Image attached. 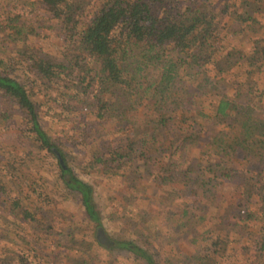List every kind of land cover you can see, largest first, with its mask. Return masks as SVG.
Instances as JSON below:
<instances>
[{
  "label": "trees",
  "instance_id": "trees-1",
  "mask_svg": "<svg viewBox=\"0 0 264 264\" xmlns=\"http://www.w3.org/2000/svg\"><path fill=\"white\" fill-rule=\"evenodd\" d=\"M5 2L0 7V122L7 126L18 114L28 127L21 135L56 159L58 179L80 198L87 225L93 226L91 248L159 264V253L140 240L153 233L139 228L153 223L147 209L144 224L119 219L118 237L113 242L103 237L105 219L93 188L60 162L67 155L63 149L73 148L43 125L42 117L51 111L64 122H78L83 148L75 149L89 158L91 171L119 176L140 196L146 193L144 180H154L171 191L174 202L187 198L183 215L172 221L183 236H200L191 241L201 243L203 253L190 255L189 264H220L236 249L233 243L242 244L236 258L246 255L247 264H264L262 0H102L95 10L85 7L87 0H37L30 16L12 0ZM46 33L61 39L52 56L27 46ZM237 54V62L230 61ZM235 67L247 68L245 81L228 79ZM243 86L248 102L242 100ZM6 150L0 148V208L29 225L32 215L11 192L24 189V179L32 177L24 161L30 152L15 158L23 155ZM226 184L233 186L232 195L219 191ZM254 222L263 223L259 242L245 236L249 226L243 225ZM13 224L5 219L2 233H11ZM124 227L132 229L127 233ZM175 251L167 264L179 261Z\"/></svg>",
  "mask_w": 264,
  "mask_h": 264
},
{
  "label": "rangeland",
  "instance_id": "rangeland-1",
  "mask_svg": "<svg viewBox=\"0 0 264 264\" xmlns=\"http://www.w3.org/2000/svg\"><path fill=\"white\" fill-rule=\"evenodd\" d=\"M5 1L0 0V7L6 3ZM36 2L37 0H12L10 3L21 13L30 16L37 11L33 10L37 7ZM100 4H102V0H87L85 7L89 10H95L99 8ZM261 4L264 6V0ZM27 42V46L34 48L37 54L52 56L56 53L61 39H59V36L49 33L46 37H32ZM238 43H235L236 47L242 50L240 43ZM244 54L246 56L250 55L251 49H246ZM239 58L237 54L236 57L230 58V61L237 62ZM245 69L247 68H233L235 74L228 79L239 80L241 77L242 81H245L246 77L243 78L246 74ZM254 79L260 80L259 75H254ZM254 88L263 89L258 85ZM241 91L244 94L242 100L248 102L245 96L248 88L243 86ZM261 99L259 97L258 102ZM42 118L43 125L46 129L49 128L48 134L52 135L57 141H68L73 148V150L63 149L67 155L64 158L65 160L59 156L60 162L64 168H73L75 174L93 188L94 200L100 207L99 209L105 219V232L102 231L105 239L113 242V239H116L120 233L119 221L130 224L128 218L132 217L136 222H140L143 210L147 209L151 213V216H148L147 219L150 218L153 223L150 225L146 221L145 224L141 221V224L144 225H140L139 228L144 230V234L153 233L144 236V239L140 240L146 242L147 247L153 249L155 253H159L156 258L159 264H167L166 261H169L170 256L175 255V250L179 251L180 258H178L179 261L172 264H189L190 255L198 256L203 253L201 243L192 244L193 241H191L198 240L200 236L189 234L183 236L181 230L172 221L173 218L179 219V216L183 215L187 198L182 197L183 200L180 199L174 202L171 191L158 186L154 180H144L143 186L146 188V193L140 196V193H135L134 189H128L130 185L121 182L119 176L108 177L91 171L88 169L89 158L77 151L83 148L81 145L83 140L82 129L77 127L78 122H64L59 119L60 117H56L53 111L46 113ZM4 125L0 122V148L7 149L6 151L13 157L14 155H23L15 156V158H25L24 152H30L24 161L25 168L32 174V177L24 179V185H26L24 189L15 190L11 192V195H13L12 198L20 200L27 211L30 212L32 217L28 220H31L32 223L29 225L24 224L20 219L10 214L8 210L0 208V264H21L20 259H25L33 264H144L142 261H135L128 253L99 249L96 245L91 248L94 234L93 226L87 225L88 221L85 220L83 215L84 211L80 198L75 193L69 194L58 179L59 167L56 159L48 156L45 152H39L33 143L26 139L25 134L21 135L28 127L22 123L18 114H15L14 119L7 126ZM116 132L117 130H111L112 138L116 137ZM24 138L27 142L23 143ZM76 146L77 150L75 149ZM19 147H23V149ZM0 156L4 155L0 154ZM29 156H34L33 158L37 161H31ZM210 160L215 161V158ZM153 164L157 169L158 165ZM148 174L149 172H144L143 176ZM219 191L223 192L224 195H232L233 186L231 184L223 185L219 187ZM0 205L4 207L1 197ZM253 207H256V205H253ZM5 219L14 223L13 231L7 235L2 233L5 230L3 227ZM37 221L39 226L36 224ZM245 225L249 226L248 233H245L246 238H251L255 242L261 241L260 236L262 234L260 232L263 223L254 222L243 226ZM130 229L132 228H129V231ZM146 229L150 231H145ZM124 231L127 232L128 228L124 227ZM143 232L141 233L143 234ZM180 233L182 235H179ZM139 236L141 235L136 237ZM74 239H81L90 242V244L86 246L82 244H79V246L78 244L74 245ZM231 246L236 248L235 251L232 249L229 254L225 255V259H222V261L219 259L220 264H247L248 257L246 255L235 257L237 249H240L242 244L233 243ZM94 250H97V252H93Z\"/></svg>",
  "mask_w": 264,
  "mask_h": 264
}]
</instances>
